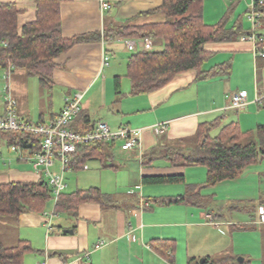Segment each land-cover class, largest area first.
Wrapping results in <instances>:
<instances>
[{
	"label": "crops",
	"instance_id": "crops-1",
	"mask_svg": "<svg viewBox=\"0 0 264 264\" xmlns=\"http://www.w3.org/2000/svg\"><path fill=\"white\" fill-rule=\"evenodd\" d=\"M103 2L109 3L111 8L104 11ZM0 3L17 6L20 11V31L26 23L36 19V0H0ZM254 3L255 0H204L203 21L207 26H215L225 16H229L226 29L240 23L243 30L250 34L255 32L264 35V18L256 29L248 18L253 12ZM161 6L162 0H61L60 17L65 39L94 34H100L101 37L76 44L55 59L53 83L47 88L40 82L38 87L31 88V83L27 85V82L32 77H27V73L22 70L13 71L7 81L4 78L6 70L0 69V117L6 113L5 89L9 86L11 95L17 101L18 116L28 122L51 124L61 113L66 98L80 93L83 95L82 111L73 121L75 127L85 128L86 120L87 125L92 127L104 122L113 130L124 127L143 130L140 147L129 152L116 148L141 163V179L134 186L137 191L140 187L141 193L131 191L129 194L118 195V192H104L99 186L89 187L99 188L112 198L113 203L105 208L96 203L82 204L75 225L71 220L56 223L63 230H73L72 235H48L45 231V217H31L35 216L33 213L23 214L19 220L0 219L1 226L16 231L14 237L7 234L5 239L0 232V239L5 246L11 247L19 240H27L36 250L41 251V264H171L151 249L152 241L174 240L176 243L180 236L175 228L180 224L187 225L188 219L195 221L208 217L217 227L222 225L219 214H206L200 205L169 207L158 204V207L153 208L152 203H157V200L148 197L146 200L150 202V208L142 209L145 188L141 185H146L142 182L143 177L184 176V182L189 186L185 192L179 189L174 194L177 196L186 195L189 187L199 186L207 179V169L204 167L174 168L166 161L145 167L142 156L158 146L189 140L195 136L200 124L219 118H223L225 124L237 123L243 132L254 131L264 125V57L258 51L256 53L253 42L244 40L243 36L236 41L210 43L206 45L209 58L202 71L207 72L230 63L228 76L198 80V74L193 70L176 76L169 84L150 94L131 95V84L126 78L128 61L133 54L145 51L144 40L119 36L105 39L104 30L111 25L141 27L162 24L165 17L156 12ZM127 41H135L136 50L130 51ZM152 48L163 49V42L153 40ZM261 51L264 52V49ZM14 76H18L19 80L14 79ZM117 77H121V97H118L115 88ZM46 91L50 95L44 99ZM237 92L247 93V105L239 110L230 108L229 95ZM163 123H166V128L157 134L154 127ZM0 140L8 152L20 151L9 149L7 142L1 137ZM6 150H0V184L42 180L27 159L31 151L23 150L21 158L20 153L14 156L5 153ZM115 153L110 162L112 166L115 165ZM86 165L90 170L89 165ZM89 188L82 186L78 190ZM197 191L199 189L194 192ZM216 192L212 194L215 196ZM203 196L200 193L199 197L203 199ZM178 218L184 221L177 222ZM22 223L30 229L25 238L18 233ZM254 223L259 224V216ZM190 224L201 225L194 222ZM134 236L137 241L132 240ZM183 237L187 241L185 263L188 264L189 259H198L199 255L190 246L191 238L187 235ZM6 239L7 242H4ZM175 254L174 264H179L181 257Z\"/></svg>",
	"mask_w": 264,
	"mask_h": 264
},
{
	"label": "trees",
	"instance_id": "trees-1",
	"mask_svg": "<svg viewBox=\"0 0 264 264\" xmlns=\"http://www.w3.org/2000/svg\"><path fill=\"white\" fill-rule=\"evenodd\" d=\"M60 5L61 0H36L35 21L26 23L20 31V11L17 6L12 3H0V69L11 68V73L22 70L28 76L38 78L40 84L47 88L53 83L55 59L76 44L101 37L100 34H94L65 39L62 34ZM203 5L204 0H162V6L156 11L165 17L162 24L141 27L106 26L103 33L105 39L119 36L125 39L163 42L161 50L152 48L130 56L126 78L131 84V95L150 94L169 84L176 76L193 70L197 72L198 80H210L230 74V63L207 72L202 71L209 58L206 45L236 41L250 33L243 30L240 23L226 29L229 16H225L215 26L205 25ZM255 10L264 13V4L260 5L259 0H255ZM259 48L263 50L264 45ZM115 88L120 95L121 77L116 78ZM87 122L85 120L83 129L73 124L70 127L76 133L87 134L94 130ZM0 137L7 142L9 149L15 148L17 152L30 150L31 155L41 152V137L19 132L0 133ZM117 147L119 145L116 141H100L79 146L71 161L70 171L83 170L84 166L92 161L100 162L104 169L116 168L110 162ZM157 161H166L174 168L207 169L204 185L189 187L186 195L157 201V204L166 206H199L198 197L202 189L235 181L248 168L264 161V125L254 131L243 132L237 123L225 124L223 118L202 123L193 138L174 145L158 146L142 156V164L145 167H152ZM142 182L146 185L173 184L184 182V176H146ZM52 197L54 198L53 190L44 178L39 182L1 183L0 219L19 220L27 213L44 215ZM86 203H96L105 208L111 206L113 201L99 188L76 190L72 193H66L64 190L55 202L54 213L78 219V209ZM259 207H264V197L256 204L257 212ZM50 234L65 233L62 227L54 225ZM150 247L174 264V240L157 239L152 241ZM32 253L40 254L41 251L36 250L27 240H19L14 246L7 247L0 239V264H24L26 255ZM204 259L203 264H250L249 260L240 263L238 257L232 255ZM188 264L201 263L192 258Z\"/></svg>",
	"mask_w": 264,
	"mask_h": 264
},
{
	"label": "rangeland",
	"instance_id": "rangeland-1",
	"mask_svg": "<svg viewBox=\"0 0 264 264\" xmlns=\"http://www.w3.org/2000/svg\"><path fill=\"white\" fill-rule=\"evenodd\" d=\"M26 75L28 77V74ZM14 79L19 80V77L14 76ZM30 83L31 88L35 86L38 87L39 80L36 77H32L31 81L28 80L27 85H30ZM120 91V95L122 96V87L120 88ZM46 93L44 99L48 98V95H50L47 91ZM120 95H118V97H121ZM131 129L139 130L138 128L132 127ZM3 148L6 150L5 144L1 145L0 143L1 152H4L2 151ZM115 151V165L119 166L118 170H104L101 167L100 162H89L87 163L90 167V170L88 171L83 169L82 171H69L66 173L67 188L65 189V192H75L82 186L86 188L99 186L104 192H118V195L129 194L131 191L141 193V188L137 191L136 187H134L141 179V163L135 157L122 154L118 149ZM5 153H11V155L14 156L19 155V152H8L7 150ZM9 158L10 156L7 157L8 160ZM157 162H155V164ZM53 171L60 173V167H56ZM44 179L46 180V177ZM205 182L206 180L198 185L202 186ZM141 186L142 188H145V201L148 197H151L152 200L159 201L161 199L169 200L178 197L179 195L177 196L174 194H176L179 189H184L185 192L186 187L189 185H187L185 181L177 184ZM215 188L216 187H208L202 189L203 193L201 192V195H204V198L202 199L198 197V201L200 207L204 208L206 214L213 213L216 216L219 214V219H222V221H220L222 225L217 227L210 218L205 217L203 219H195V221L188 219V228L187 225L183 226L180 224L177 226L175 231L180 237H178V239H172H176L177 241V250H175L174 254L178 253L179 257H181L179 264H187V262L185 263L187 241L185 242L186 237H183L184 235L191 238L189 241L191 242L190 246L192 249L194 247L195 250H197V254L199 255L197 260L199 262L201 259H204L205 256L212 259H218L226 255H232L249 260L250 264H264V226L254 223L258 216L256 204H258L261 197H264V161L256 166L248 168L239 179L226 182L225 184L218 186L217 189ZM215 191H217V195L214 196L212 193H215ZM152 204L153 208L158 207L157 203L153 202ZM170 206L188 207L190 205L173 204ZM54 207L55 200L52 197L44 212L48 214L47 220H51L52 226H54V224L56 226L57 222L64 223L67 220L73 221L74 225L76 224V219L73 216L60 214L54 216L52 214ZM39 216L43 218L45 217L43 214H35V216L31 217ZM176 220L177 222L184 221V219L181 218ZM145 222H147V220ZM191 222L198 224L201 223V225L191 226ZM25 225L22 223L18 228V233H20L22 238H25L30 231L29 227ZM45 231L48 235H51L47 232V228ZM0 232L4 239L7 238V234H12L13 237L16 235L15 230H8L1 225ZM4 242H7V239L6 241L4 240ZM39 248L43 249L42 247ZM201 253L203 255H200ZM174 256H176V254ZM42 260L43 256L39 253L28 254L25 257L24 264H41Z\"/></svg>",
	"mask_w": 264,
	"mask_h": 264
},
{
	"label": "built area",
	"instance_id": "built-area-1",
	"mask_svg": "<svg viewBox=\"0 0 264 264\" xmlns=\"http://www.w3.org/2000/svg\"><path fill=\"white\" fill-rule=\"evenodd\" d=\"M259 4L263 5L264 0H259ZM111 6L109 3H102V9L108 10ZM249 20L253 23L254 28L260 26V21L264 18V13L255 10V3L253 12L249 15ZM244 40H249L255 45L256 53L264 57V52L259 48L264 45V35H257L255 32L250 35L242 37ZM130 51L136 50L135 41L126 42ZM144 49L149 51L152 49V41L150 39L144 40ZM11 74V68L4 73V78L8 81ZM6 92V113L0 117V133L14 132L31 134L40 139L41 152L31 155L27 158L31 163L33 170L42 178L46 177L47 182L53 190L55 202L62 192L67 187L65 182L66 173L70 171V164L77 152L79 146L90 145L94 142L100 141H116L119 148L123 152H129L141 146L143 130H133L127 127L112 130L107 123L99 122L94 130L87 134H79L71 129V124L80 115L82 111L83 95L78 93L66 98L65 105L58 115V117L51 124L32 123L23 120L17 113V101L10 93L9 86L5 89ZM231 101V109L239 110L247 105V93L237 92L229 95ZM166 128V123L159 124L154 127V131L159 134ZM30 151V150H29ZM22 158L23 150L19 151ZM1 157V154H0ZM60 167V173L53 171L56 167ZM84 170H88L85 165ZM137 189H140L138 187ZM131 193H134L133 191ZM150 202L144 200L142 202V209H149ZM54 216L57 215L52 213ZM45 226L47 232L53 229L51 220H47ZM259 224L264 225V207L258 209ZM133 241H137L135 236Z\"/></svg>",
	"mask_w": 264,
	"mask_h": 264
},
{
	"label": "water",
	"instance_id": "water-1",
	"mask_svg": "<svg viewBox=\"0 0 264 264\" xmlns=\"http://www.w3.org/2000/svg\"><path fill=\"white\" fill-rule=\"evenodd\" d=\"M65 234H74L73 230H66L64 231ZM244 258H238V262L243 263L244 262ZM205 261V259H201L200 263L203 264V262Z\"/></svg>",
	"mask_w": 264,
	"mask_h": 264
},
{
	"label": "bare ground",
	"instance_id": "bare-ground-1",
	"mask_svg": "<svg viewBox=\"0 0 264 264\" xmlns=\"http://www.w3.org/2000/svg\"><path fill=\"white\" fill-rule=\"evenodd\" d=\"M76 120V119H75ZM73 124V123H72Z\"/></svg>",
	"mask_w": 264,
	"mask_h": 264
}]
</instances>
